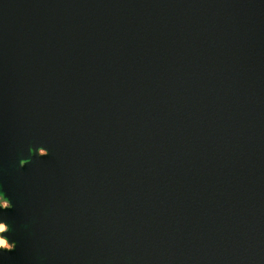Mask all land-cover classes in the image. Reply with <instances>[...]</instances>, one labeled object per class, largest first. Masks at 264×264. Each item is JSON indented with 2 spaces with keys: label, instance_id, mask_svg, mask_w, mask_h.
Returning <instances> with one entry per match:
<instances>
[{
  "label": "water",
  "instance_id": "water-1",
  "mask_svg": "<svg viewBox=\"0 0 264 264\" xmlns=\"http://www.w3.org/2000/svg\"><path fill=\"white\" fill-rule=\"evenodd\" d=\"M0 223V264H264V0H0Z\"/></svg>",
  "mask_w": 264,
  "mask_h": 264
},
{
  "label": "rangeland",
  "instance_id": "rangeland-1",
  "mask_svg": "<svg viewBox=\"0 0 264 264\" xmlns=\"http://www.w3.org/2000/svg\"><path fill=\"white\" fill-rule=\"evenodd\" d=\"M1 205L2 206H6L7 204L5 203V202H1ZM6 228V227H5ZM5 230V229H4ZM1 233V232H0ZM1 237V236H0ZM4 240H5V238L4 237H2ZM0 247H6V248H10L11 247V245L9 244V243H7V241L5 240V244H3L2 246H0Z\"/></svg>",
  "mask_w": 264,
  "mask_h": 264
},
{
  "label": "bare ground",
  "instance_id": "bare-ground-1",
  "mask_svg": "<svg viewBox=\"0 0 264 264\" xmlns=\"http://www.w3.org/2000/svg\"><path fill=\"white\" fill-rule=\"evenodd\" d=\"M0 224H3V223H0ZM4 229H5V225L2 228H0V232H2ZM0 240H2L3 244H5V240L2 238V236L0 237ZM3 244H0V246H2Z\"/></svg>",
  "mask_w": 264,
  "mask_h": 264
},
{
  "label": "clouds",
  "instance_id": "clouds-1",
  "mask_svg": "<svg viewBox=\"0 0 264 264\" xmlns=\"http://www.w3.org/2000/svg\"><path fill=\"white\" fill-rule=\"evenodd\" d=\"M4 225L3 224H0V228H2ZM0 244H3V241L0 240Z\"/></svg>",
  "mask_w": 264,
  "mask_h": 264
}]
</instances>
